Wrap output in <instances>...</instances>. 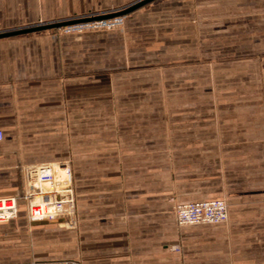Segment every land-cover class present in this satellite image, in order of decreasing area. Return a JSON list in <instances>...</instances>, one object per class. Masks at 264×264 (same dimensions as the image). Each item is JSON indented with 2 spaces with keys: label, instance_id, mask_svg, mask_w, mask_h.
Instances as JSON below:
<instances>
[{
  "label": "crops",
  "instance_id": "1",
  "mask_svg": "<svg viewBox=\"0 0 264 264\" xmlns=\"http://www.w3.org/2000/svg\"><path fill=\"white\" fill-rule=\"evenodd\" d=\"M136 1L0 0V32ZM124 26L0 38V197L27 165L69 162L75 183L73 249L35 259L264 264V0H155ZM213 199L228 221L178 225L176 203ZM26 213L0 238L53 245Z\"/></svg>",
  "mask_w": 264,
  "mask_h": 264
},
{
  "label": "built area",
  "instance_id": "2",
  "mask_svg": "<svg viewBox=\"0 0 264 264\" xmlns=\"http://www.w3.org/2000/svg\"><path fill=\"white\" fill-rule=\"evenodd\" d=\"M101 14L88 13L71 18L77 20L58 30L71 34L88 30L112 29L123 26L126 15L96 18ZM46 24V23H43ZM4 132L0 129V142ZM24 170V186L18 192L0 197V224L19 217L25 206L30 222L62 220L65 225L76 222L77 204L72 167L69 162L27 165ZM179 226L218 224L229 219V205L225 199L176 203L174 206ZM176 250L179 247H175ZM19 264H84L78 259L36 260Z\"/></svg>",
  "mask_w": 264,
  "mask_h": 264
},
{
  "label": "rangeland",
  "instance_id": "3",
  "mask_svg": "<svg viewBox=\"0 0 264 264\" xmlns=\"http://www.w3.org/2000/svg\"><path fill=\"white\" fill-rule=\"evenodd\" d=\"M125 6L124 8H126ZM123 9V8H122ZM116 10V9H115ZM120 10V9H119ZM117 11V10H116ZM126 18L125 21L127 19ZM125 21L123 26H119L112 29H123L125 26ZM111 29V30H112ZM107 29H99V30H88V31H102ZM84 31V32H88ZM83 33V32H82ZM36 228H42L47 227L51 231V235L48 239L50 242H54L53 245L49 246L48 244L46 246L41 245L40 243L42 240L40 238L37 241L38 235L34 233L33 237H29V231L27 228L19 227L17 229H13L12 232L14 233L11 237L5 236L3 238H0V245L2 248V252L7 254L10 253L12 255H17L18 259H21L20 261H24L28 258H32L30 260H33L35 258H42L45 252H47L49 249H58L60 248L64 249L65 251L73 249V230L74 225H65L63 221L52 223V224H36L34 225ZM9 232V231H7ZM3 236V235H2ZM60 243V244H59ZM7 261H3L2 263H5ZM5 264H15V263H5Z\"/></svg>",
  "mask_w": 264,
  "mask_h": 264
},
{
  "label": "water",
  "instance_id": "4",
  "mask_svg": "<svg viewBox=\"0 0 264 264\" xmlns=\"http://www.w3.org/2000/svg\"><path fill=\"white\" fill-rule=\"evenodd\" d=\"M155 0H138L134 3H132L131 5L127 6L126 8L120 9L118 11H114V12H110V13H106V14H101L99 16H97L96 18L102 19V18H110V17H114V16H119V15H126L129 14L151 2H153ZM77 20H64V21H55V22H50V23H46V24H40V25H35V26H29V27H23V28H19V29H13V30H8V31H2L0 32V38H4V37H11V36H16V35H21V34H25V33H29V32H34V31H40V30H47V29H54V28H60L62 26H66L69 25L71 23L76 22ZM62 220L57 219V220H44V221H35V222H31L33 225L36 224H52V223H57L60 222Z\"/></svg>",
  "mask_w": 264,
  "mask_h": 264
}]
</instances>
